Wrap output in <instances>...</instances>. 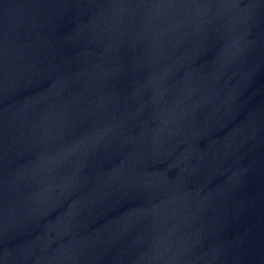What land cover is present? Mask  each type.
<instances>
[{
  "label": "water",
  "instance_id": "1",
  "mask_svg": "<svg viewBox=\"0 0 264 264\" xmlns=\"http://www.w3.org/2000/svg\"><path fill=\"white\" fill-rule=\"evenodd\" d=\"M264 215V0H0V264H229Z\"/></svg>",
  "mask_w": 264,
  "mask_h": 264
}]
</instances>
